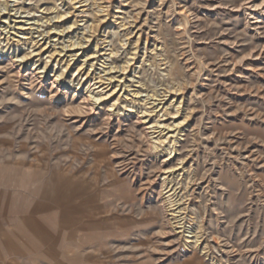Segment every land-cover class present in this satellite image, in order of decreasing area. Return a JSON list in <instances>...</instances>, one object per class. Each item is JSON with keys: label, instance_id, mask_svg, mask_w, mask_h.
I'll return each instance as SVG.
<instances>
[{"label": "rangeland", "instance_id": "obj_1", "mask_svg": "<svg viewBox=\"0 0 264 264\" xmlns=\"http://www.w3.org/2000/svg\"><path fill=\"white\" fill-rule=\"evenodd\" d=\"M76 2L0 0V264H264V0Z\"/></svg>", "mask_w": 264, "mask_h": 264}, {"label": "bare ground", "instance_id": "obj_2", "mask_svg": "<svg viewBox=\"0 0 264 264\" xmlns=\"http://www.w3.org/2000/svg\"><path fill=\"white\" fill-rule=\"evenodd\" d=\"M84 1H86V0H77V2L76 3H80V7H82V6H84L85 4H83L84 3ZM109 2V1H108ZM5 8L6 9H8L9 8V5H8V3H5ZM183 9V8H182ZM84 10V9H83ZM101 11H104V7L103 8H101ZM74 24H76V21L74 22ZM93 25V24H92ZM18 28H21V27H18ZM91 31L93 32V33H95L97 30H98V26H93V27H91ZM62 32H63V30H62ZM62 34V33H61ZM138 35H140V34H138ZM12 38H14V37H12ZM24 40H20V41H18L17 39H13L12 40V42L10 43V41L8 40V42H7V44L6 45H2V44H4V43H2V42H0L1 44H0V52L2 53V54H4V53H6V52H8V51H11L10 52V54H14V56H17V57H19V59L20 60H22V62H24V61H27V60H29V56L30 55H32L33 53H34V49H31L30 51H27L29 48H27V49H24V47L29 43L28 41L30 40V43L29 44H33V46L34 45H36V44H38V41H34L33 39H32V37H28V36H25V37H22ZM51 38V37H50ZM10 39V38H9ZM43 39H49V37L48 38H45V37H43ZM2 40V39H1ZM52 40V39H51ZM90 40H92L91 38H90ZM49 43H50V41H48V43H46V46L44 47V48H41V50H39V52L36 54V55H39L40 56V58L38 59V60H36L34 63H33V67L34 68H37V69H42V71L41 72H45L47 69H48V67H49V62H50V60H51V58L54 56V54H55V52H56V50L54 51V52H51V50L49 51V55H47L46 56V58L48 57L49 58V60H47V61H45L44 62V64H43V66H38V67H35V65L37 64V62L38 61H40V60H42L41 58H42V55L45 53V50L48 48L47 47V44L49 45ZM97 44V43H96ZM9 45V48H7V46ZM51 46H53V45H50V47ZM54 46H56L55 44H54ZM53 46V47H54ZM40 48V47H39ZM55 48V47H54ZM75 48H82V44H79V43H75V42H72L71 41V44H70V50H75ZM95 48L96 49H98V44L97 45H95ZM63 50L62 51H64L65 50V48H62ZM51 52V53H50ZM59 54V53H58ZM63 56H66V53L63 55ZM68 56H71V55H68ZM94 56V55H93ZM60 57V56H59ZM92 57V56H91ZM55 58V57H54ZM86 60V59H85ZM129 63V62H128ZM128 63H127V65H128ZM57 64V63H56ZM68 64V63H67ZM32 65V64H31ZM93 65V64H92ZM91 65V66H92ZM69 65H67L65 68H61V70L59 71V72H57V73H55L54 74V77H55V79H61V80H65V81H67V83L68 84H72V83H75L74 81L77 79V88L80 86V84H81V81L83 80H87L88 82L90 81V80H88V78H90V75H89V72H87L86 73V75H85V77H83V75H84V73H85V71L83 72L82 70V68L81 69H77L76 70V72H78L77 73V75L75 76V74H76V72L72 75V78H68V74H66V70H67V68H69L68 67ZM69 70V69H68ZM123 70H124V72H126L127 70H128V67H124L123 68ZM87 76H88V78H87ZM73 77H74V79H73ZM92 79H94V80H96V79H98V81L96 82V83H94V84H98V83H100L101 82V79L100 78H102V77H98V78H96L95 77V75H93L92 77H91ZM91 79V80H92ZM112 79V78H111ZM103 82V81H102ZM98 87V86H97ZM116 90V89H115ZM114 90V91H115ZM113 91V92H114ZM91 93H92V97H94L93 99H96V101L98 102V103H101L102 102V100H103V95H101V94H99V95H97L96 93H94V90L93 91H91ZM92 99V98H91ZM126 104V103H125ZM135 104H137V103H135ZM115 106V103H113L112 105H111V107H114ZM129 107V108H128ZM139 107V106H138ZM125 108H128L130 111L131 110H133V108H135V105H128V104H126L125 105ZM143 108V107H142ZM147 109V108H146ZM161 139V138H160ZM166 139H168V138H166ZM163 141V140H162ZM159 142V141H158Z\"/></svg>", "mask_w": 264, "mask_h": 264}]
</instances>
